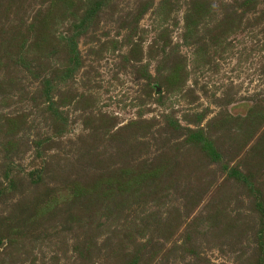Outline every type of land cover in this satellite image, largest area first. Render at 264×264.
<instances>
[{
    "label": "rangeland",
    "instance_id": "1",
    "mask_svg": "<svg viewBox=\"0 0 264 264\" xmlns=\"http://www.w3.org/2000/svg\"><path fill=\"white\" fill-rule=\"evenodd\" d=\"M0 264H264V0H0Z\"/></svg>",
    "mask_w": 264,
    "mask_h": 264
}]
</instances>
